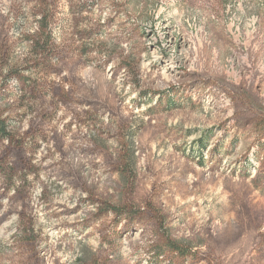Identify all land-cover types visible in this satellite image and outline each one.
Segmentation results:
<instances>
[{
  "label": "rangeland",
  "instance_id": "1",
  "mask_svg": "<svg viewBox=\"0 0 264 264\" xmlns=\"http://www.w3.org/2000/svg\"><path fill=\"white\" fill-rule=\"evenodd\" d=\"M174 262L264 264V0H0V264Z\"/></svg>",
  "mask_w": 264,
  "mask_h": 264
},
{
  "label": "trees",
  "instance_id": "2",
  "mask_svg": "<svg viewBox=\"0 0 264 264\" xmlns=\"http://www.w3.org/2000/svg\"><path fill=\"white\" fill-rule=\"evenodd\" d=\"M171 248L173 249L174 252H176L177 254H174L176 257V259H179L180 261H185L186 259H188L191 255L190 251L188 249L182 248L179 245H175L173 243H171ZM172 264H178V263H172Z\"/></svg>",
  "mask_w": 264,
  "mask_h": 264
}]
</instances>
